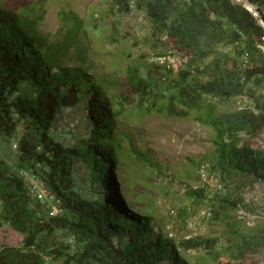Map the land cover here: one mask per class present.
<instances>
[{"label":"trees","instance_id":"1","mask_svg":"<svg viewBox=\"0 0 264 264\" xmlns=\"http://www.w3.org/2000/svg\"><path fill=\"white\" fill-rule=\"evenodd\" d=\"M252 1L264 15V0ZM131 2L115 0L111 10L127 15ZM135 2L153 25L152 36L165 34L184 53L185 68L163 82L171 71L164 65L146 60L128 66L117 83L122 102L116 107L93 70L83 17L61 9L51 38L41 29L43 0L19 11L0 0V136L8 143L20 137L16 165L0 156V229L8 224L23 236L19 246L0 247V264H44L45 256L63 264H194L180 249L215 251L217 238L185 239L178 246L126 198L118 172L125 154L115 131L128 107L167 109L213 127L211 170L219 187H185V196L193 205L209 203L210 219L222 226L216 257L244 264L249 253H264V223L250 225L239 214L256 212L245 193L264 184V149L253 145L264 129V94L258 93L264 86V28L230 0ZM117 41L113 36L111 42ZM221 46L226 49L219 51ZM238 97L250 98L253 106L228 107ZM65 113L85 116L74 130L60 133L69 142L55 133L60 119L69 121ZM36 163L47 189L60 199L56 217L31 198L19 173ZM188 210L180 207L178 217Z\"/></svg>","mask_w":264,"mask_h":264},{"label":"rangeland","instance_id":"2","mask_svg":"<svg viewBox=\"0 0 264 264\" xmlns=\"http://www.w3.org/2000/svg\"><path fill=\"white\" fill-rule=\"evenodd\" d=\"M36 0H4L6 7L22 10ZM46 11L41 23V29L51 38L56 37L60 27L58 13L61 9L72 10L85 19L86 39L90 41V58L93 70L99 81L108 86V92L115 100V106L122 102L120 86L124 81L127 67L136 63H147V57L162 53L170 58L172 68L170 75L163 82L177 77L178 71L185 68L184 53L179 51L167 40L165 34L152 36V23L143 10L131 2V11L120 15L112 11L115 0H43ZM135 4L136 9L132 8ZM115 36L118 41L111 42ZM158 41V42H157ZM155 44H157L155 46ZM228 51L232 47H228ZM226 47H219L224 51ZM264 50V46H262ZM212 57L205 62L208 63ZM204 64V65H205ZM247 65H251L249 62ZM207 80V77L203 79ZM116 83V84H115ZM115 85V86H114ZM264 94V86L258 89ZM224 108V102H219ZM236 107H251L253 101L248 97H238L228 103ZM69 114V113H65ZM67 121L60 119V126L55 133L66 135L68 130H74L85 117L73 115ZM19 134L22 131H18ZM117 141L122 144L125 156L121 160L119 177L125 190L126 198L134 206L133 209L142 215L150 216L156 228L164 235L172 238L176 244L191 238H217L215 251L197 247L180 249L181 255L194 264H235L227 256L216 257L214 254L220 247L222 226L216 225L210 219V204H200L185 196V187H208L214 190L219 187L217 176L211 170L212 161L216 159L213 139L215 130L212 126L197 121L193 116L181 117L146 107L138 111L128 107L118 117L115 131ZM64 135L60 138L69 139ZM253 145L264 149V129L254 139ZM0 156L12 166L16 165L17 150L11 143L0 136ZM78 173V172H77ZM84 169L79 171L83 176ZM85 190L90 183L81 184ZM87 194V192H85ZM246 201L256 212L239 210V214L247 217L250 225L256 222L264 223V184L245 193ZM189 207L184 219L177 215L180 207ZM22 234L5 224L0 229V247L2 245L19 246ZM127 240V239H125ZM54 264H63L61 259ZM244 264H264V253H249Z\"/></svg>","mask_w":264,"mask_h":264},{"label":"built area","instance_id":"3","mask_svg":"<svg viewBox=\"0 0 264 264\" xmlns=\"http://www.w3.org/2000/svg\"><path fill=\"white\" fill-rule=\"evenodd\" d=\"M147 62L152 64H161L164 65L168 70L172 68V62L169 57L163 54H153L147 58ZM170 75L169 72L163 76V79H166L167 76ZM19 136H15L11 140V144L14 149H18L19 147ZM39 168H42L40 163H36L35 167L32 168H22L19 170V173L23 177L25 183L28 187V193L33 200L42 204L46 210L47 214L53 217L58 216L61 212V202L60 199L54 194L51 193L47 187L41 176L38 174ZM69 243H74V236H69L67 238ZM53 259L50 256L44 257V264H54Z\"/></svg>","mask_w":264,"mask_h":264},{"label":"water","instance_id":"4","mask_svg":"<svg viewBox=\"0 0 264 264\" xmlns=\"http://www.w3.org/2000/svg\"><path fill=\"white\" fill-rule=\"evenodd\" d=\"M234 3L242 5L256 18L259 25L264 28V15L258 10V5L252 0H230Z\"/></svg>","mask_w":264,"mask_h":264}]
</instances>
